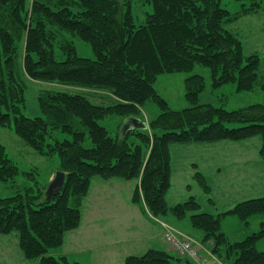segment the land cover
I'll use <instances>...</instances> for the list:
<instances>
[{"label":"trees","instance_id":"1","mask_svg":"<svg viewBox=\"0 0 264 264\" xmlns=\"http://www.w3.org/2000/svg\"><path fill=\"white\" fill-rule=\"evenodd\" d=\"M153 12L137 26L131 0H0V129L17 135L38 155L58 156L56 172L66 173L60 191L39 186L15 196L0 198V234L16 235L29 262L80 264L55 256L67 233L82 223L81 203L92 180L140 181L134 201L144 203L156 218L174 216L189 220L203 234L202 242L223 264H264V222L258 231L231 242L223 220L236 216L245 225L264 216V198L236 204L223 213L203 212L195 196L170 206L172 186L171 148L175 145L241 143L260 139L264 163V105L229 111L201 104L206 81L201 75L186 80L190 107L175 111L155 88L158 75L191 72L197 66L211 71L214 88L234 85L238 92L254 91L259 81L261 58L246 56L241 40L226 24L264 10V3L242 4L233 15L222 0H146ZM57 28L58 30H55ZM67 32L88 43L95 59L78 55L73 42H59ZM24 43L22 70L33 80L109 91L118 102L111 106L92 103L81 94L51 91L38 99L42 116L30 118L23 111L26 90L17 73V58ZM60 51V58L57 55ZM264 90V84L261 85ZM149 102L159 116L145 130L114 138L100 124L112 114L127 119ZM229 124H236L230 128ZM147 125V124H146ZM58 133L71 136L60 140ZM133 136V141H130ZM90 139L92 148H86ZM7 149L0 144V181L12 182L21 175ZM195 179L202 191L212 187L201 172ZM48 195V196H47ZM214 204L212 198L209 199ZM125 264H192L164 250L150 249L130 256Z\"/></svg>","mask_w":264,"mask_h":264},{"label":"crops","instance_id":"2","mask_svg":"<svg viewBox=\"0 0 264 264\" xmlns=\"http://www.w3.org/2000/svg\"><path fill=\"white\" fill-rule=\"evenodd\" d=\"M224 144L226 143L175 145L171 148L172 186L167 194V202L170 206L182 203L180 202L182 199L184 201L190 197L187 193V196L174 200L178 195L175 194L174 188L179 185L189 192L194 183L197 184L195 174L198 171L207 178L213 189V196L215 191L222 190L226 194L225 200L231 199V195L239 197L241 202L264 198V163L260 156V148L220 147ZM189 152L196 154L190 157ZM200 156L210 159L204 158L201 162ZM56 171L53 172L48 183L53 182ZM138 187L140 181L93 179L89 194L81 203V226L67 233L63 246L53 254L66 256L80 264H125L128 257L141 256L150 249L172 253L173 250L164 241L166 229L163 223L202 241L193 235L198 233L190 229V226L192 227L190 221L184 225L187 219L179 220L174 216L155 218L150 214L145 203L135 202L134 192ZM223 195L218 196L223 197ZM191 196L197 198L196 195ZM170 197L175 201L173 204L170 203ZM233 207L230 206L228 210ZM226 222L227 217L223 220V231L227 235ZM242 224L239 220L238 232ZM258 249L264 251V239L258 243ZM0 264H40V262L30 263L25 259L16 236L10 238L0 234ZM192 264L196 263L192 262Z\"/></svg>","mask_w":264,"mask_h":264},{"label":"rangeland","instance_id":"3","mask_svg":"<svg viewBox=\"0 0 264 264\" xmlns=\"http://www.w3.org/2000/svg\"><path fill=\"white\" fill-rule=\"evenodd\" d=\"M31 2L32 0H30V3ZM131 2L136 25L139 26L144 24L146 22L147 15L153 12L152 5L148 4L146 0H131ZM253 2L264 3V0H222L221 5L223 8L229 10L231 14L235 15L241 11L242 4H246L248 6ZM226 28L241 40L244 47V54L246 56L258 55L261 58L262 64L261 69L259 71V81L257 83V88L254 91L248 92H238L234 85H226L221 88H214L211 71L207 68L198 66L193 71L188 73H161L158 75V78L155 83V88L159 95L168 102L169 107L172 110L181 111L190 107V102L187 99L186 94V80L193 75H201L205 78L206 81L205 90L200 95L201 104H212L216 107H223L229 111L239 110L258 104L264 105V90L261 88V85L264 84V10L244 15L236 21L226 24ZM55 30L58 29L55 28ZM62 41L73 42L80 57L95 59L96 56L91 46L88 43L83 42L81 39L73 37L67 32H60L59 42ZM24 53L25 45L24 43H22L20 46L19 56L17 58V73L20 81L23 83L26 90V103L25 105H23L22 108V111L26 116L30 118L42 116L38 104V99L40 96L51 91L81 94L88 98L92 103L102 106H111L118 102V100L107 90L88 89L30 79L26 75L24 70H22V67L24 66ZM57 55L58 58H60L59 49H57ZM160 113L161 111L159 107L154 102H149L138 112L137 116L139 117V119H141L144 123L148 125V123L156 119ZM127 120V117H123L118 114H112L104 120H101L100 124L107 128L112 137L123 138L126 136L123 131V125L124 123H126ZM228 126L230 128H234L236 124H229ZM58 137L60 140L71 139L70 135L64 133H58ZM129 140L133 141V136H130ZM225 143L226 144H224V146L220 147L227 146L229 148L252 149H255L253 147L261 148V141L258 138L250 140V142ZM0 144L5 146L10 158L17 164L20 171L22 172V174L19 175L15 181H0V198L15 196L18 193H21L19 191L24 192L25 188L28 187H33L35 189L34 194H38L37 186L34 180L31 178V175L24 174L23 172L35 174V178L40 184L39 186H47L49 178L53 175V172H55L56 168H58L60 165V160L58 156L44 158L38 155L32 148H30L29 145H27L17 135L7 129H0ZM85 147L92 148V142L90 141V139H87V141L85 142ZM195 154L196 153L189 152L188 156L192 157L195 156ZM200 158L201 162H203L202 160H204V158L210 159V157L206 156H200ZM54 174L56 175V173ZM48 189L51 190V187L49 186ZM110 191L115 193V191L113 190ZM174 191L175 194H178L174 197V200H176L178 197L183 198V196H187V193L190 197L191 195H196L199 203L202 205L203 212L208 213H223L227 211L230 206H235L239 202V200L241 202V199H239V197H233L232 195L231 199L225 200L226 194L225 191L222 190H220V192H218V190L215 191L214 196L212 194L207 195L202 191L198 183H194L193 188L189 192L188 190L180 187L179 185L175 186ZM219 194L224 195L223 197H220L218 196ZM190 197H188V199ZM210 198L213 199L214 204L210 203ZM188 199H184V201L182 199L180 202H185ZM174 200L172 199V197H170V203L173 204L175 202ZM142 202L144 203L143 199ZM188 221L189 220H186L184 222V225ZM261 222H264V216H257L251 220L249 225H245L243 223L242 228H240V231L238 232V217L228 216L225 226L227 227L226 232L229 240L231 242L243 240V238H245L249 234L258 231L261 227ZM190 229L195 231V233H198L197 235L193 234L194 236L202 239L203 234L201 231L196 230L191 226ZM13 236L16 235H8V237L10 238H13ZM198 241L202 243V245L207 251H210L209 244L205 245L202 241Z\"/></svg>","mask_w":264,"mask_h":264},{"label":"built area","instance_id":"4","mask_svg":"<svg viewBox=\"0 0 264 264\" xmlns=\"http://www.w3.org/2000/svg\"><path fill=\"white\" fill-rule=\"evenodd\" d=\"M166 229L164 241L180 257L187 258L196 264H223L210 251H207L202 243L184 233L173 229L163 223Z\"/></svg>","mask_w":264,"mask_h":264},{"label":"water","instance_id":"5","mask_svg":"<svg viewBox=\"0 0 264 264\" xmlns=\"http://www.w3.org/2000/svg\"><path fill=\"white\" fill-rule=\"evenodd\" d=\"M147 127L148 126L146 125V123H144L141 119L132 117L129 118L126 124L123 126V131L124 134L127 135L130 131L145 130L147 129ZM65 181H66V173L58 172L55 180L51 184V188L60 191L64 186Z\"/></svg>","mask_w":264,"mask_h":264}]
</instances>
